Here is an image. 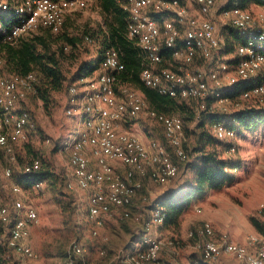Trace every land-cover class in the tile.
I'll use <instances>...</instances> for the list:
<instances>
[{
	"label": "built area",
	"instance_id": "obj_1",
	"mask_svg": "<svg viewBox=\"0 0 264 264\" xmlns=\"http://www.w3.org/2000/svg\"><path fill=\"white\" fill-rule=\"evenodd\" d=\"M93 1L0 0L1 9L18 18L4 40L16 43L20 36L39 27L58 32L67 12L84 9ZM118 2L129 13L127 36L143 55L141 82L159 94L196 102L198 114H219L212 124V132L225 142L230 152H236V121L228 112V105L235 97L228 92L242 83L244 87L236 96L240 100L264 96V11L255 15L237 0L233 5H219L220 0ZM217 10L226 25L245 40L236 44L231 58L227 57L230 54L226 51L227 43L218 28ZM151 12H166L170 16L159 20ZM86 40L91 41L89 37ZM166 49L170 52V66H163V50ZM2 68L0 59V147L13 158L14 144L28 139L30 123L29 112L19 109L18 105L29 92H35L36 77L32 72L25 76L6 74ZM98 69L96 75L89 73L70 86L71 95H81L78 112L84 130L65 142V149L70 152L66 186L71 191L87 192V214L93 223L94 236L98 235L104 218L116 209L122 210L123 218L141 220L143 214L133 213L130 207L143 188L144 178L150 175L160 186H167L178 176L180 163L187 159L182 118L151 108L142 91L129 83H121L118 75L124 70V64L119 50L109 48ZM145 111L162 127L170 150L159 140L145 144L135 133L119 130L120 121L126 115L137 118ZM41 167V159L33 158L23 170L29 175ZM12 176V169L7 168L4 177ZM42 184L38 181L36 186ZM13 191L19 193L21 187L14 185ZM263 212L264 205H261L259 213ZM166 214L165 207L155 201L150 209L151 221L146 225L163 224ZM37 221L35 208L26 206L21 200L10 205L0 190V225L11 224L6 244L24 259L39 257L29 243L31 224ZM213 234V224L207 220L189 232L196 240L201 260L211 263L227 255L235 257L239 264H264V232L250 234L248 243L226 237L216 240ZM144 240V248L124 254L127 264H163L160 253L175 246L173 239L165 240L149 233ZM100 253L105 255L106 250ZM10 256L7 253V257ZM77 259L89 264L86 248L74 240L61 264H76Z\"/></svg>",
	"mask_w": 264,
	"mask_h": 264
},
{
	"label": "rangeland",
	"instance_id": "obj_2",
	"mask_svg": "<svg viewBox=\"0 0 264 264\" xmlns=\"http://www.w3.org/2000/svg\"><path fill=\"white\" fill-rule=\"evenodd\" d=\"M222 4L228 5L229 0H220L219 5ZM246 7L255 15L264 11V4L248 2ZM215 14L220 34L226 40L230 28L219 16V10ZM65 19L68 31L77 34L80 38L81 48L78 51L80 55H78L77 61L96 56L97 42L95 40L90 42L85 40L84 36L86 33L84 31H89L90 28H99L100 26L106 28L98 0H94L84 9L67 12ZM64 29L66 28L64 27ZM135 48L138 58H141L139 50L136 46ZM121 54L122 51L120 56ZM233 55L234 52L228 54L227 57L231 58ZM77 61L66 64L70 70L68 76L76 68ZM170 63L168 62L169 66ZM130 85L142 92L144 91L141 83L136 85L130 83ZM80 96H73L69 91L63 90L55 93L51 102L44 103L34 93L29 92L27 98L18 105L19 109L27 110L30 114L28 139L14 144L13 158L0 147V190L5 200L10 205L16 200H21L26 206L35 208L38 213V221L31 224V235L29 238V243L39 255L38 259H24L8 248L6 240L11 224L0 225V253H10L17 264L20 262L23 264H61L74 240L81 242L86 248V260L89 264H127L123 258L124 254L129 251V247L133 242H138V248H140L141 242L145 241L143 232L149 231L146 223L151 221L150 209L154 201H156L154 196L148 194L145 199L144 192L140 191L138 195L140 194L142 197L139 200L137 198L134 199L135 208L140 207L138 211L143 214L141 220L135 221L123 218L121 212L114 210L110 216L104 218L103 226L99 228L98 235L94 236L92 234L94 230L93 223L87 214V192L74 191L75 193L72 194L64 188V178H67L70 153L69 149H65V142L84 130L82 117L78 112L81 104V100H78ZM178 101L184 106L183 110H175L169 105H166L169 107L162 106L164 108L160 109L164 111L169 109L168 112L170 114L178 115L182 118L185 136L184 145L187 151V148L192 147L195 143V130L199 119V117H196V113H199V109L196 106L197 103L192 100L179 99ZM247 105H252L256 108L264 107V96L259 100H240L235 97L232 103L228 105V112L233 114L238 108H243ZM152 106L157 108V104ZM213 107L218 110L217 105L214 103ZM69 109H73L72 113L68 112ZM189 117H193V119H188ZM132 123H135L136 129L145 128V132L152 139L164 141L162 127L146 111L139 114L136 119H133ZM140 126L141 128H139ZM248 134L246 149L251 151L248 158H252L251 160L256 162V168L261 173V169L264 166V123L257 129L248 130ZM173 157L176 160L174 155ZM33 158H40L42 161V168L39 172L48 171L53 173L50 179L39 176V172L33 175L24 173V165ZM188 159L189 154L187 152L186 161ZM186 161L180 163V166L184 167ZM7 168L12 169V178L4 177V172ZM247 168L249 167L247 166ZM183 174L186 175L184 178L191 176L190 171H185ZM149 177L151 178V187L159 190L163 187H169L175 181H180L182 172H179L178 176L167 186H160L151 176ZM38 181H42L43 184L36 186ZM55 183L57 184L55 185ZM14 185L21 187L19 193L13 191ZM57 186L61 187L66 194H71L75 201L68 204L67 202L70 201V198L58 193ZM205 200L203 198L192 202L191 208H195L196 202L200 201L192 212L196 227L193 225L182 233V226L179 231L164 226L151 228L153 235L165 240L171 238L175 241L174 248H167L160 253V261L163 264H192L194 257L200 258L196 240L189 236V232L199 228L203 223V216L207 210ZM259 214L264 216V212ZM103 249L107 251V255L100 253ZM234 258L233 256L228 257L225 255L210 264H235Z\"/></svg>",
	"mask_w": 264,
	"mask_h": 264
},
{
	"label": "trees",
	"instance_id": "obj_3",
	"mask_svg": "<svg viewBox=\"0 0 264 264\" xmlns=\"http://www.w3.org/2000/svg\"><path fill=\"white\" fill-rule=\"evenodd\" d=\"M18 1L24 2L26 0ZM57 1L67 2V0ZM234 1L229 0L228 5H233ZM237 1L242 7H246L248 2L264 4V0ZM98 2L100 3V11L106 28L100 26L99 28H90L89 31H84L86 33L84 36L85 40L86 37H89L91 41L95 40L97 42V52L93 58L80 59L79 62L77 60L78 55H80L78 51L81 48L80 38L77 34L68 31L66 19L58 32H54L49 27H39L26 35L20 36L16 43H10L4 40V36L15 26L18 18L15 14L5 12L0 7V59L3 61L2 71L6 74L18 76L34 73L36 77L34 94L44 103H49L53 100L55 93L63 90L69 91L72 84L93 72V70L98 69L106 51L114 47L119 52L122 51L121 59L124 64V70L118 75L121 83L135 85L141 83L149 105L157 104V108L151 107V105L150 107L157 111L170 114L168 112L169 109L161 110L160 108H164L162 106H171L178 111L180 109L183 110L184 106L179 103V99L159 94L141 82L140 72L144 65V59L140 48L127 36L128 11L122 7L118 0H98ZM151 15L159 20L170 16L166 12H151ZM242 41H245L244 38H241L237 31L230 28L226 38V51L228 53L234 52L236 44ZM134 45L139 50L141 58H138ZM163 53L165 56L163 66H169L168 62L171 60L170 52L166 49V51L163 50ZM76 61L78 62L76 68L68 76L70 70L66 64ZM243 87L242 83H238L228 94L233 97L239 96ZM253 99L259 100V98ZM231 115L236 121L235 126L240 130H254L264 123V107L256 108L255 106L247 105L243 108H238ZM196 117H199V119L195 130V143L192 147L187 148L189 159L184 163V167L180 166V173L190 171L191 176L184 178L181 189L168 190L160 198L156 199L166 209L167 214L163 226L170 227L176 231L180 230L183 215L191 207L192 202L203 199L210 190L219 189L229 184L233 179L232 169L238 166L237 162L223 157L224 148L221 145L222 143L212 133V124L219 117V114L212 112L196 113ZM188 119H193V117ZM163 143L170 150L165 140ZM39 176L50 179L53 173L48 171L39 172ZM64 180V188L74 194V191L67 188L65 178ZM56 189L64 197L70 198V201L67 202L68 204L75 201L72 198L73 196L66 194L61 187L57 186ZM251 221L256 226H260L257 218L251 217ZM0 264H17V262L12 258V255L7 257V253L3 254L2 252L0 253ZM76 264H83L82 259H77ZM192 264H210V262L194 257Z\"/></svg>",
	"mask_w": 264,
	"mask_h": 264
},
{
	"label": "crops",
	"instance_id": "obj_4",
	"mask_svg": "<svg viewBox=\"0 0 264 264\" xmlns=\"http://www.w3.org/2000/svg\"><path fill=\"white\" fill-rule=\"evenodd\" d=\"M98 70L99 69L93 70V72H90V74L96 75ZM133 119L136 118H131L126 115L120 121L119 130L133 132L138 135L145 144L150 143V141L153 140L152 137L147 135L145 128L136 129L135 123H132ZM139 128H141V126ZM134 129H136V131H134ZM247 137H249L248 130H240L237 128V137L234 142L237 150L233 153L228 150V146H226L225 142L221 141V145L224 148L223 157L228 158L233 162H237L238 166L232 169L233 179L229 184L224 185L219 189L210 190L204 197L207 203V210L203 216V220L210 221L213 224V238L216 240H221L226 237L231 241L248 243V236L250 234L264 232V216L259 214V207L264 205V166L260 173L258 168H256V162L252 161V158H248V155L251 153V151H247L246 149ZM247 166L249 168H247ZM183 173L184 172H182L180 181H175L169 187H163L159 190L153 189L151 187V178L149 177L150 175H148L144 178V185L141 189V191L144 192V198L146 199L147 195L149 194L158 199L168 190L181 189L183 186L184 177L186 176ZM141 197L142 195L139 194L136 198L139 200ZM196 203L197 207L200 201ZM130 208L133 213L142 214L141 211H138L140 207L135 208V203H133ZM195 208L190 207L184 213L181 223V233L186 231L187 228L196 225L192 213L193 209ZM116 210L119 212L122 211L121 209ZM251 217L257 218L260 222V226L253 224ZM157 226L163 227V224L156 222L151 223L149 231L143 232V239H145L146 233L153 234L151 228ZM138 244V242H133L129 247V251L138 250L146 246L145 241L141 242L140 248H138ZM234 260L235 264H239L236 258H234ZM18 264L23 263L20 262Z\"/></svg>",
	"mask_w": 264,
	"mask_h": 264
}]
</instances>
